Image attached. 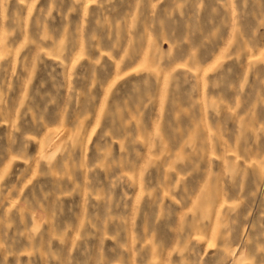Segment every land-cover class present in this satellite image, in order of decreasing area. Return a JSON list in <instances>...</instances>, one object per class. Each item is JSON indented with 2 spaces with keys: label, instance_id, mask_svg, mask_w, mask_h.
I'll list each match as a JSON object with an SVG mask.
<instances>
[{
  "label": "rangeland",
  "instance_id": "374dc122",
  "mask_svg": "<svg viewBox=\"0 0 264 264\" xmlns=\"http://www.w3.org/2000/svg\"><path fill=\"white\" fill-rule=\"evenodd\" d=\"M0 264H264V0H0Z\"/></svg>",
  "mask_w": 264,
  "mask_h": 264
}]
</instances>
